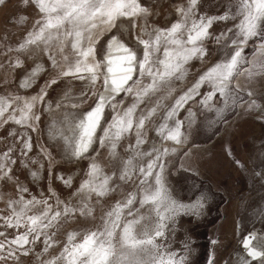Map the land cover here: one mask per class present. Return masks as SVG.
I'll use <instances>...</instances> for the list:
<instances>
[{
  "label": "rangeland",
  "instance_id": "rangeland-1",
  "mask_svg": "<svg viewBox=\"0 0 264 264\" xmlns=\"http://www.w3.org/2000/svg\"><path fill=\"white\" fill-rule=\"evenodd\" d=\"M138 2L141 7L149 9L147 17H121L110 30H95L98 37L95 44L97 61L103 60L111 37L118 38L136 51L138 57L142 56L143 45L137 37L141 36V26L145 19L149 31L154 28L168 29L180 19L178 8H186L189 0ZM230 9L235 11L234 0H198L194 18L219 17L226 15ZM43 15L32 0L27 3L24 0H5L0 4V98L12 103L3 119H7L14 109H17L15 114L19 117L18 105H22L25 99L37 96L42 88L47 93L32 109L31 114L39 116V120L28 121L32 127H22L12 122L0 127V160L11 149L5 163L12 177L11 181L0 179V217H11L15 223V213L9 201L19 200L21 195L25 201L32 197L41 201L47 199L52 206L49 215L56 211L62 212L65 204L78 207L83 194L75 193L88 178L87 172L93 162L100 165L103 174L113 175L110 187L116 188V191L105 197L91 195V217L81 216L77 211L70 217L62 215L53 227L46 229L45 233L53 244L47 252L44 251V235L32 242L33 234L29 236L28 245L16 249L15 258L0 260V264H45L47 261L64 264L56 258L67 243L69 233L95 230L102 225L101 218L117 201L123 200L130 192L139 191L137 186L141 177L138 171L133 172L132 179L127 182L119 179L121 158L127 160L131 157L136 145L135 121L133 131L116 142L117 157L114 163L107 144L105 147L100 146V137L114 115L110 107H105L104 117L88 152L77 159L71 155L70 149L66 151L65 141L71 142L78 133L75 124L95 106L98 96L104 90L103 80L98 79L93 88L87 73L82 74L85 79L59 75L68 67L63 55L68 54L70 60L74 58L71 55L70 40L65 42L63 53L56 45L45 51L43 44L30 46L25 51L19 50L27 35L38 28L36 21L41 20ZM133 21L136 23L135 28L132 27ZM237 23L239 18L214 20L209 28V37L203 41L206 55L203 59L193 58L185 65L187 73L184 79L172 82L174 90L165 101V108L187 93L197 84L199 77L222 58L221 48L232 36L228 29L234 32ZM222 33L225 36L217 43L215 38ZM258 43L259 40L248 42L244 50L247 58L254 56ZM162 51L159 54L161 56ZM228 51H232L231 47ZM50 57H55L60 66L53 67ZM17 62L19 66H16ZM104 71L102 67L101 72ZM136 78L134 75L133 79ZM25 79L30 80V86L21 87ZM52 79H56V83L46 87V83ZM145 80L147 82V78ZM237 86L238 96L242 99H238L235 104L230 102L228 106H225L218 92L207 105L202 104L201 101L213 89L208 83L200 86L199 95L190 99L175 117V120L181 122L180 143L164 138L167 136V127L163 129L164 137L160 135L161 129L158 126L164 123V109L145 124L146 140L139 146V151H149L153 147L161 151L169 150L164 158L163 176L171 197L181 204L199 201L202 205L195 211L180 212L168 221L164 237L156 240L167 252L177 253V258L184 257V264H264V257H249L242 243L246 237L251 236V247L264 252V75H258L251 81L246 77L234 79L233 89ZM15 97L21 99L13 102ZM156 98L153 96L141 104L137 115L153 107ZM120 100L124 102L119 111L133 103L132 96H125L123 92L116 96V101ZM72 104L78 106L72 107ZM253 104L255 106L250 107ZM167 123L173 127L175 121ZM10 132L15 134L9 135ZM29 138L32 147L31 151L25 150V155L21 149ZM148 159H137L135 163L146 164ZM34 160L36 163L32 162ZM32 172L37 173L36 178L31 176ZM68 180L71 181L70 187L64 183ZM20 187L28 191L21 193ZM57 199L62 203L57 204ZM14 207L18 210V206ZM45 207L43 204L37 205L28 215L43 211ZM29 226L26 217L20 228L5 227L4 220L0 219V232H5L8 239L25 233ZM4 239L0 237V240ZM80 239L82 236L77 237V242Z\"/></svg>",
  "mask_w": 264,
  "mask_h": 264
},
{
  "label": "snow or ice",
  "instance_id": "snow-or-ice-1",
  "mask_svg": "<svg viewBox=\"0 0 264 264\" xmlns=\"http://www.w3.org/2000/svg\"><path fill=\"white\" fill-rule=\"evenodd\" d=\"M4 2L5 0H0V4ZM24 2L27 3L28 0ZM32 2L44 15L41 20L36 21L38 28H34L27 35L20 44L19 50L25 51L30 46L43 44L45 51L56 45L63 53L65 42L70 40L71 55L74 58L70 60L68 54L63 55V60L68 67L59 75L85 79L82 74L87 73L93 88L96 81L102 79L104 92L109 94L108 96L100 94L95 106L78 120L75 124L78 133L74 135L71 142L65 141L66 151L70 149L71 155L77 159L87 153L104 117L105 107H110L114 115L100 137V146L105 147L107 144L110 149V158L115 159L116 142L133 131L135 121L136 145L131 157L127 160L121 158L119 179L127 182L132 179L133 172L136 171L141 177L137 186L139 191L130 192L123 200L117 201L101 218L103 222L101 226L83 233H69L67 243L56 259L63 261L64 264H184V257L177 258V253L167 252L163 245L156 243V240L164 237L168 221L180 212L195 211L202 205L199 201L194 204H181L171 197L163 176L164 158L169 154V150L161 151L153 147L149 151H139V146L146 140L145 124L158 111L164 109V123L158 126L161 129L160 135L164 137L163 129L167 127V136L164 138L180 143L181 122L175 120V117L190 99L199 95V87L204 83L210 84L213 89L201 101L204 105H207L217 92L223 98L225 106H228L230 102L235 104L238 99H242L238 96L239 86L235 90L232 87L234 79L246 77L251 81L258 75H264V0H234L235 11L230 9L226 15L200 16L198 19L194 18L198 0H189L186 8H178L180 19L168 29L154 28L149 31L145 19L141 26V36L137 37L139 43L143 45L142 56L138 57L136 51L120 42L118 38L111 37L107 42L102 61L96 60L95 44L98 42V37L95 30H110L115 27L117 19L121 17L129 19L137 16L147 17L150 14L149 9L141 7L138 0H32ZM237 18L239 23L235 26L236 30L233 32L232 29H228V32H232V36L221 48L222 58L203 73L197 84L187 93L177 98L173 105L165 108V101L174 90L172 82L184 79L187 73L185 65L193 58L203 59L206 55L203 41L209 37V28L214 20H236ZM132 27H136L135 21ZM144 36L148 38L143 39ZM224 36L225 34L222 33L221 36L216 37V42L219 43ZM250 40H259L251 59L244 54ZM229 47L232 51H228ZM161 50H163L162 56L159 55ZM50 59L53 67L60 66L55 57ZM16 66H19V62ZM102 67L106 71L101 72ZM134 75L137 76L136 79H133ZM54 83L56 79L47 82L46 87ZM28 86H30V80L25 79L21 87ZM122 92L125 96L131 95L133 103L123 111H119L124 101H116V96ZM46 94L42 88L37 96L23 100L22 105H18L19 117L15 114L17 109H14L7 119L3 118L12 107V103L0 98V127L8 122L22 127H32L28 121L39 120V116L31 114L32 109L35 103L42 101ZM153 96L157 97L154 106L137 115L140 105ZM19 99L21 98L15 97L13 102ZM77 106L72 104V107ZM254 106V104L250 105V107ZM173 120L174 126L169 127L167 122ZM33 131H35L34 127ZM14 134L9 133V135ZM31 147L29 138L24 142L22 153L26 155V151H31ZM10 152L11 149L9 154ZM9 154H5L4 159L0 160V174H2L0 179L7 178L11 181L12 177L5 163L8 161ZM145 158H149L146 164L135 163L137 159L144 161ZM32 162L36 163L35 160ZM31 176L36 178L37 173L32 172ZM87 177L75 193L83 194L79 206L65 204L62 212L56 211L49 215L52 213V206L48 204L47 199L41 201L32 197L31 200L25 201L21 195L19 200L9 201V206L13 207L15 213V223L11 217H0L4 220V226L20 228L23 226L25 217L30 226L25 233L13 239H8L5 232H0V237H5L4 240H0V260L15 258L16 249H22L28 245L29 236L33 234L32 242L39 240L42 234L44 235V251L47 252L53 244L45 233L46 229L53 227L62 215L70 217L79 211L81 216L91 217L92 207L89 203L91 195L105 197L116 191V188L110 187L112 177L103 174L102 168L95 162L90 164ZM64 183L68 187L71 186L70 180ZM19 191L25 193L28 189L20 187ZM60 203L62 202L57 199V204ZM40 204L46 206L44 210L29 216L28 213ZM137 204L139 207H135ZM14 206H18V210ZM141 209L146 211L142 212ZM118 230L119 235H117ZM78 236H82V239L77 242ZM252 238L246 237L242 242L247 255L253 259L264 257V252L251 247ZM45 264H56V261H47Z\"/></svg>",
  "mask_w": 264,
  "mask_h": 264
},
{
  "label": "bare ground",
  "instance_id": "bare-ground-1",
  "mask_svg": "<svg viewBox=\"0 0 264 264\" xmlns=\"http://www.w3.org/2000/svg\"><path fill=\"white\" fill-rule=\"evenodd\" d=\"M101 94L108 96L109 94L107 92H104V90L101 92Z\"/></svg>",
  "mask_w": 264,
  "mask_h": 264
},
{
  "label": "crops",
  "instance_id": "crops-1",
  "mask_svg": "<svg viewBox=\"0 0 264 264\" xmlns=\"http://www.w3.org/2000/svg\"><path fill=\"white\" fill-rule=\"evenodd\" d=\"M105 71H106V69H105ZM123 111V110H122ZM117 157V156H116ZM113 163H114V159H113ZM112 174V173H111ZM112 178H113V175L111 176Z\"/></svg>",
  "mask_w": 264,
  "mask_h": 264
}]
</instances>
